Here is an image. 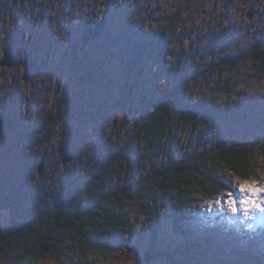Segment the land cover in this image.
<instances>
[{"label":"rangeland","instance_id":"obj_1","mask_svg":"<svg viewBox=\"0 0 264 264\" xmlns=\"http://www.w3.org/2000/svg\"><path fill=\"white\" fill-rule=\"evenodd\" d=\"M134 1L140 7H132L129 13L128 3ZM149 8L156 10L154 22L143 16L145 9L149 14ZM250 8L258 11L253 20L246 16ZM112 12L110 36L115 43L106 47V41H100L96 50L110 52L108 56L114 59L103 61L95 53L99 60L94 64L85 60L75 76L59 51L47 46L45 37L56 47L61 45L63 51L69 46V31L82 23V15L89 18L91 13ZM130 20L140 27L146 25L145 35L126 36L125 31L132 30V26L128 28ZM168 20L175 21V37L183 31L187 34L186 43L171 47L161 59L158 53L150 56L147 51L134 65L142 45L171 37L173 27ZM263 44L264 0H0V229L34 216L48 197L46 192L38 193L43 184L47 183L50 195L56 197L59 191L64 193L65 186L71 191L94 178L107 161L118 131L122 129L128 142L136 122L149 115L142 97L154 99L185 75L193 83L184 103L209 113L205 126L190 123L182 127L163 153L156 154L141 143L130 162L113 174L110 186L138 181L173 160L247 142L255 154L256 170L251 179L264 183V76L257 71L259 65L248 60L247 64H231L242 50ZM11 50L12 55L7 54ZM179 53L180 65L171 76L170 66ZM23 56L37 59L39 66L27 81L23 80V68H12ZM225 60L228 64L221 72L211 80L203 78L209 68ZM4 61L10 65H3ZM125 87L135 90V100L127 103L131 114L116 105ZM55 105L67 116L47 143L42 139L45 114ZM45 152L46 165L40 177L37 169ZM70 154L77 158L63 166V159ZM220 177L233 187L217 196L221 205L215 203L217 199L205 202L198 196L193 219L183 233L166 213L148 216L130 205L124 211L132 222L130 232L104 240L86 254L74 238L63 244L61 254L28 264H146L142 257L127 254L126 244L158 252L160 256L151 264H264V213L256 211L251 218L233 215L223 201L227 191L241 195L236 176L224 169ZM12 202L18 210L10 208ZM16 258L7 256L0 264H15Z\"/></svg>","mask_w":264,"mask_h":264},{"label":"trees","instance_id":"obj_2","mask_svg":"<svg viewBox=\"0 0 264 264\" xmlns=\"http://www.w3.org/2000/svg\"><path fill=\"white\" fill-rule=\"evenodd\" d=\"M168 21L173 25L169 43H185L187 34L183 31L179 37H175V21ZM255 49L258 51L252 55L241 54V61L252 58L259 65L264 64V50L257 46ZM224 63L228 64L226 60ZM224 63L216 65L208 73L221 70ZM236 63L235 60L231 62L232 65ZM173 65L170 66L171 73L176 68L177 60H173ZM192 83V79L178 83L161 95L150 116L136 122L128 142H125L120 130L107 151V161L100 172L81 187L70 191L65 186L64 193L59 191L56 197L50 195L47 183L38 187V193L46 192L48 197H44L34 216L24 217L0 229V259L17 255L15 264L42 260L48 255L61 254L63 244L74 237L82 254L94 251L104 240L122 235L123 231H131L132 223L124 213L131 204L138 206L148 216L157 215L160 211L166 213L175 228L183 233L191 221L196 197H210L220 190L222 182L217 180L220 168L239 176L241 180L251 179L256 170L254 148L245 143H236L212 151L210 156L192 155L183 160H173L157 171L153 168L138 181H124L116 187L110 186L113 174L120 166L130 162L134 150L138 151L141 143L144 142L156 154L158 151L163 153L168 143L174 142V133L182 127L190 123L205 126L209 113L184 103ZM127 88H124L116 103L124 112H128L127 103L135 100L133 89ZM225 89L230 92L228 86ZM146 105H149L148 100ZM55 106L45 114L42 139L47 143L57 135L67 116L62 107ZM46 157L44 155L42 159ZM76 158L74 155L73 161ZM67 165H64L63 159V166ZM225 190H229L228 185ZM8 205L18 210L13 202Z\"/></svg>","mask_w":264,"mask_h":264},{"label":"flooded vegetation","instance_id":"obj_3","mask_svg":"<svg viewBox=\"0 0 264 264\" xmlns=\"http://www.w3.org/2000/svg\"><path fill=\"white\" fill-rule=\"evenodd\" d=\"M151 1H154V0H151ZM144 3L146 5L148 4L146 1ZM135 6L140 7V4L138 2H135V1L132 2L131 4L128 3L127 11L130 13V11L132 10V7H135ZM224 8H226V5L224 6ZM148 11H149V14H148L147 10L145 9L143 11V16H146V21L147 22H154L153 19H154V16L156 14L155 8H153V9L149 8ZM128 12H126V13H128ZM257 12L258 11L256 9L250 8L246 12V16L250 20H253L254 16L257 14ZM112 14H113V12L112 13H109L107 15H98V14H95V13H91L89 15V18H86V16L82 15L81 16L82 23L81 24H79V23L76 24V26L69 31V35L67 37L68 38V45L69 46H68L67 49H64L63 51H62V46L61 45H59L58 47H56V45L54 43H52V42H50V40H48V37H45V42H47V46H49V47L50 46H54L59 51V53L61 55V58L64 61H66V60L68 61L69 71L76 76L78 74L79 70H80L81 64L83 62H85V60H86V63L87 64H94L99 59H101L103 61H106L108 57H111V56H108V54L110 52H107L105 54L102 51L101 52H98L96 50V46H97V44L100 41H102V42L103 41H106V47L109 46V43H115V39L112 36H110L112 34ZM165 17L167 18V16H165ZM130 22H132V20H130ZM130 26H132V30L125 31V33H124L130 39H133L136 34H139V36L142 35V34L145 35V33H146L145 32L146 25L143 26V27H140L137 24H134L132 22V23H128V28H130ZM171 27H173L172 24H171ZM57 31H60V30L57 29ZM63 31H65V30H63ZM156 34H158V30H156ZM118 37H120V36H118ZM43 39H44V37H43ZM185 43L173 44V43H169V39L167 41H165V42H162L161 40H159V41L158 40H155V41L154 40H150L148 42V44L142 45V47L139 48L138 52L136 53V57L134 59V65H137L138 63H140V61L144 58V56H145V54H146L147 51L149 52L148 54L150 56H153L154 54L158 53L159 54V58L161 59L162 56H164L165 54L168 53V51H169V49H171V47L173 48V47L182 46ZM135 47H136V45H135ZM258 48H260L261 50H264V44L262 46L258 47ZM51 51H52V49H51ZM256 51H258V50H256L255 47L254 48L244 49V50H242L240 52L239 55L236 56V60L235 61H237V63L247 64V61H244V62L241 61V59H242V55L241 54L248 53L249 55H252ZM95 53H98L100 55L99 56V59H96L94 57V54ZM22 58H23V60L21 62H19L18 61V58H17V60L15 62V67L14 68L15 69H19L20 71L23 68V70L25 72V75L23 76V80L24 81H27L29 74H32L34 72H38L39 71L38 60L37 59L30 58V57H26L25 58L24 56ZM111 58H112V60L114 59L113 57H111ZM180 58H181V56L178 55L174 59V60H177L176 68H178L179 65H180V61H179ZM122 60H123V58H122ZM247 60L249 62H253L256 65H259L252 58H248ZM26 61H30V62H33L34 63L33 69L31 71H29V72L26 70V67H25ZM221 63H223V62H218L217 65L218 64H221ZM263 63H264V61H263ZM224 65H226V64L225 63L222 64V66H224ZM212 68L213 67H211V68H209L207 70L206 75H204V76L202 75L203 78L205 77V79L211 80L212 79V76L215 73L222 71V69H221V70L215 71L214 73L209 74L208 72H211V69ZM257 71H259V74H261L262 75L261 77H263L264 76V64L259 65V68L257 69ZM174 72L175 71H173V73ZM173 73H169V74L171 76H174ZM189 79H192V78H189L188 75H187V78H186V75H185L183 77V80L180 81L179 83L185 82V81H187ZM133 91H134V94H135V90H133ZM164 93H161L159 96L155 97L154 99L148 98L145 95L142 97V102H143V105L145 107V111L146 112H149V116L154 111L153 109L157 105L158 99ZM146 100L149 101V105H146ZM131 113L132 112L129 109L128 110V114H131ZM249 145H250L249 142H247L246 143V146H249ZM44 155L47 156L46 153H43L42 154V156H44ZM201 156H210V153L209 154H203ZM41 160H42V158H41ZM209 165H211V162L209 163ZM155 169L157 171V169H160V168H155ZM219 171H220L219 172V175H218L219 177L217 178V180H219V182H222V183H220L221 184L220 190L214 192L213 195L210 196V197H204V196H200L199 195L201 197V200H203L205 202L212 201V200H216V199L219 198L217 196L221 192L225 191L226 179H224V178L221 179V177H220L221 171L224 172V168L223 169L220 168ZM86 182H84V183H86ZM81 186H82V184L81 185H78L77 187H81ZM232 187L233 186H230L229 189H231ZM196 198H197L196 200H199L198 196ZM159 203L161 204V200L160 199H159ZM131 205H133V204H131ZM125 232H127V231H125ZM143 252H145V250H143Z\"/></svg>","mask_w":264,"mask_h":264},{"label":"snow or ice","instance_id":"obj_4","mask_svg":"<svg viewBox=\"0 0 264 264\" xmlns=\"http://www.w3.org/2000/svg\"><path fill=\"white\" fill-rule=\"evenodd\" d=\"M238 182V191L241 194L235 196L233 192L227 191V199L223 204L233 214L242 213L245 217L251 218L252 213L259 211L264 213V183L255 178L250 180H241L239 176L235 178ZM221 205V199L215 201Z\"/></svg>","mask_w":264,"mask_h":264},{"label":"water","instance_id":"obj_5","mask_svg":"<svg viewBox=\"0 0 264 264\" xmlns=\"http://www.w3.org/2000/svg\"><path fill=\"white\" fill-rule=\"evenodd\" d=\"M13 52H14L13 50L7 51V54L12 55ZM2 64L3 65H6V64L10 65L8 63V61H4V62H2ZM14 66H15V63L13 65V67ZM25 67H26V70L29 72V71H31L33 69L34 63L33 62H30V61H26ZM72 161H73V155H71L69 158H64V165H66L68 162H72ZM45 165H46V161L45 160H42L39 163V166H38V174H39L40 177L43 176V172H44ZM126 249H127V252H128L129 255H131V254L134 253L136 257H139L140 254H141V250H140V248L138 246L129 245V246L126 247ZM154 259H155V255H154L153 252H146L145 253L144 260H145L146 263L150 264V263H152V261Z\"/></svg>","mask_w":264,"mask_h":264},{"label":"clouds","instance_id":"obj_6","mask_svg":"<svg viewBox=\"0 0 264 264\" xmlns=\"http://www.w3.org/2000/svg\"><path fill=\"white\" fill-rule=\"evenodd\" d=\"M120 130H122V129H120ZM120 130H119V131H120ZM119 131H118V132H119ZM117 134H118V133H117ZM115 139H116V138H115ZM109 148H110V147H109ZM71 155H73V158H74V154H70V155L68 156V158H69ZM42 160H45V159H42ZM42 160H40V162H41ZM45 161H46V160H45ZM40 162H39V163H40ZM72 162H73V161H72ZM72 162H68V163H72ZM68 163H67V164H68ZM43 173H44V172H43ZM226 185H228L227 182H226ZM226 185H225V186H226ZM228 186H229V185H228ZM198 196H199V195H198ZM198 201H199V200H196V203H195L194 207L192 208L191 219H193V211L195 210V207H196ZM167 216H168V215H167ZM168 219H169V218H168ZM169 220H170V219H169ZM130 221H131V220H130ZM170 222H171V220H170ZM131 223H132V222H131ZM171 223H173V222H171ZM182 244H183V243H182ZM188 244H189V243H188ZM129 245H132V246H138V245H135V244H126L125 246L127 247V246H129ZM184 245H185V244H184ZM126 247H125V248H126ZM138 247H139L140 250H141V254H140L139 257H136V256H135V258H140V257H142V259H143L144 262H145L144 258H145V253H146V252H153L154 255H155V259H156L158 256H160V255H158V252H156L155 250H151V249H150V250H146L145 252H143L144 248H141L140 246H138ZM131 255H132V254H131ZM153 261H154V260H153ZM153 261H152V262H153ZM145 263H146V262H145ZM146 264H148V263H146ZM150 264H151V263H150Z\"/></svg>","mask_w":264,"mask_h":264},{"label":"bare ground","instance_id":"obj_7","mask_svg":"<svg viewBox=\"0 0 264 264\" xmlns=\"http://www.w3.org/2000/svg\"><path fill=\"white\" fill-rule=\"evenodd\" d=\"M14 67H15V66H14ZM14 67H12V68H14ZM12 68H11V69H12Z\"/></svg>","mask_w":264,"mask_h":264}]
</instances>
